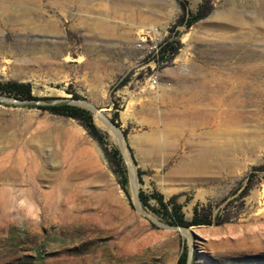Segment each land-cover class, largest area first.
<instances>
[{"label":"rangeland","instance_id":"374dc122","mask_svg":"<svg viewBox=\"0 0 264 264\" xmlns=\"http://www.w3.org/2000/svg\"><path fill=\"white\" fill-rule=\"evenodd\" d=\"M0 82L35 98L0 95V264H264V0H0ZM129 171L221 225L157 226Z\"/></svg>","mask_w":264,"mask_h":264},{"label":"trees","instance_id":"16d2710c","mask_svg":"<svg viewBox=\"0 0 264 264\" xmlns=\"http://www.w3.org/2000/svg\"><path fill=\"white\" fill-rule=\"evenodd\" d=\"M191 24V22H189ZM0 95L11 97L17 100L32 101L35 98L31 95V88L29 84L14 83V82H0ZM51 113L71 118L77 121H83L87 123V131L89 135L101 143L104 139L101 131L92 123L91 115L80 108L68 106V105H55L46 107ZM104 157L113 171V174L119 180V184L124 192H126L127 174L125 166L123 164L122 157L119 151L115 148L105 149L103 148ZM138 198L143 208H149L152 213L159 216L161 222L169 227L180 228H198L207 226H220V222L212 223L207 218V213L210 211V206L197 205L193 208L192 216L190 219H186L180 205L176 204L173 199L165 202L159 194H151L146 196L144 193L139 192ZM153 199L155 206L150 207L148 201ZM188 248L186 245L182 246V250L179 254L176 264H187Z\"/></svg>","mask_w":264,"mask_h":264},{"label":"water","instance_id":"95a60500","mask_svg":"<svg viewBox=\"0 0 264 264\" xmlns=\"http://www.w3.org/2000/svg\"><path fill=\"white\" fill-rule=\"evenodd\" d=\"M0 102H5V103H20L17 102L15 100H9L6 98H1L0 97ZM68 103V102H65ZM120 151H122V147L119 146ZM129 177H130V181H131V186H132V177H131V172L129 171ZM132 190H133V197H134V201H135V205H136V209L139 213H141L142 215H146L145 212L142 209V206L140 204L139 198H138V193L137 190L134 191L133 186H132ZM152 221V220H151ZM154 224H156L157 226L164 228V229H168V230H173V231H180L182 232L183 235H185L187 237V239L189 240V242L192 240L193 236H195L194 232L192 231L191 228H180V227H168V226H164L156 221H152ZM187 264H191V259H190V253H188V259H187Z\"/></svg>","mask_w":264,"mask_h":264},{"label":"bare ground","instance_id":"6f19581e","mask_svg":"<svg viewBox=\"0 0 264 264\" xmlns=\"http://www.w3.org/2000/svg\"><path fill=\"white\" fill-rule=\"evenodd\" d=\"M94 112V111H93ZM97 114V113H96ZM197 116V115H196ZM195 117V116H194ZM96 118H99L101 120V122L103 121L99 116H97ZM198 118V117H197ZM189 117L188 115L182 113V114H178L176 116V121L179 122V123H185L186 121H188ZM104 122V121H103ZM105 124V123H104ZM108 126V125H107ZM115 133V132H114ZM114 137L117 138V134L115 133L114 134ZM120 140V139H119Z\"/></svg>","mask_w":264,"mask_h":264},{"label":"built area","instance_id":"2783aa9c","mask_svg":"<svg viewBox=\"0 0 264 264\" xmlns=\"http://www.w3.org/2000/svg\"><path fill=\"white\" fill-rule=\"evenodd\" d=\"M151 84H152V85H156V81H155V79H152V80H151Z\"/></svg>","mask_w":264,"mask_h":264}]
</instances>
